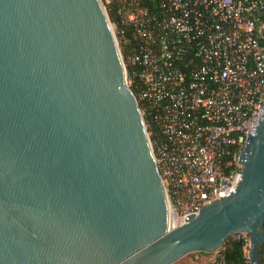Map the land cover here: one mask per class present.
<instances>
[{"label":"water","instance_id":"95a60500","mask_svg":"<svg viewBox=\"0 0 264 264\" xmlns=\"http://www.w3.org/2000/svg\"><path fill=\"white\" fill-rule=\"evenodd\" d=\"M240 163L174 227L103 0H0V264H174L241 233L263 264L264 120Z\"/></svg>","mask_w":264,"mask_h":264},{"label":"built area","instance_id":"2783aa9c","mask_svg":"<svg viewBox=\"0 0 264 264\" xmlns=\"http://www.w3.org/2000/svg\"><path fill=\"white\" fill-rule=\"evenodd\" d=\"M117 15L129 84L179 227L242 179L240 155L264 120V0H117ZM233 237L249 264V236ZM209 264H226L223 253Z\"/></svg>","mask_w":264,"mask_h":264},{"label":"trees","instance_id":"16d2710c","mask_svg":"<svg viewBox=\"0 0 264 264\" xmlns=\"http://www.w3.org/2000/svg\"><path fill=\"white\" fill-rule=\"evenodd\" d=\"M110 1H111L110 4H108L110 10L109 11L110 19L113 23H117L120 25V18L117 15V0H110ZM220 251L224 255L226 264H248V260L244 257L243 254L242 240H237L235 237H231L226 241L225 245ZM260 258H261V262L264 264V247L261 251Z\"/></svg>","mask_w":264,"mask_h":264},{"label":"rangeland","instance_id":"374dc122","mask_svg":"<svg viewBox=\"0 0 264 264\" xmlns=\"http://www.w3.org/2000/svg\"><path fill=\"white\" fill-rule=\"evenodd\" d=\"M108 2L109 0H103V3L105 5V8L109 14V5H108ZM110 17V16H109ZM113 23V22H112ZM117 32V31H116ZM115 32V33H116ZM118 39V38H117ZM221 250V249H220ZM206 253H192V254H189L183 258H181L180 260H178L177 262H175L174 264H202L203 263V260H204V256H205ZM217 254L216 253H213V254H206V256H210V258L212 259L215 255ZM210 263V262H209Z\"/></svg>","mask_w":264,"mask_h":264},{"label":"crops","instance_id":"0c3cea01","mask_svg":"<svg viewBox=\"0 0 264 264\" xmlns=\"http://www.w3.org/2000/svg\"><path fill=\"white\" fill-rule=\"evenodd\" d=\"M205 258H204V260H203V263L202 264H209V262L211 261V258H210V256H206V254H205V256H204Z\"/></svg>","mask_w":264,"mask_h":264}]
</instances>
